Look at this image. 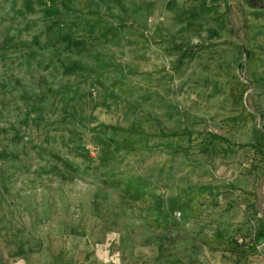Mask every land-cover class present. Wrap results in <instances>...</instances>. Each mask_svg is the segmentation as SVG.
<instances>
[{
	"label": "rangeland",
	"instance_id": "obj_1",
	"mask_svg": "<svg viewBox=\"0 0 264 264\" xmlns=\"http://www.w3.org/2000/svg\"><path fill=\"white\" fill-rule=\"evenodd\" d=\"M0 264H264V10L0 0Z\"/></svg>",
	"mask_w": 264,
	"mask_h": 264
},
{
	"label": "trees",
	"instance_id": "obj_2",
	"mask_svg": "<svg viewBox=\"0 0 264 264\" xmlns=\"http://www.w3.org/2000/svg\"><path fill=\"white\" fill-rule=\"evenodd\" d=\"M246 3L247 5L250 7V8H254V9H263L264 10V0H246ZM64 40L67 41V43L69 44V46H74V41L71 42L69 37H65ZM77 64L76 63H69L68 65L65 66V70L70 71V70H73L75 68H77ZM79 68H82L80 65H79ZM189 134L191 132H188ZM168 137H176L178 136V134H175V133H169L167 135ZM213 136L215 139L221 141V142H224V143H227L226 139L222 138V137H219V136H216V135H211ZM257 143L260 144V139L257 141ZM256 147V145H254Z\"/></svg>",
	"mask_w": 264,
	"mask_h": 264
}]
</instances>
